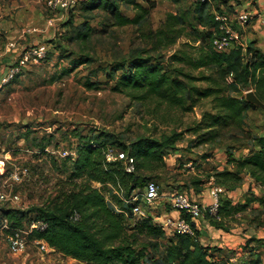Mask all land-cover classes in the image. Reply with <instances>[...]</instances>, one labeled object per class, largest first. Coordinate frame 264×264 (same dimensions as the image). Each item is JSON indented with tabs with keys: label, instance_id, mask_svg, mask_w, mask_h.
I'll return each mask as SVG.
<instances>
[{
	"label": "trees",
	"instance_id": "16d2710c",
	"mask_svg": "<svg viewBox=\"0 0 264 264\" xmlns=\"http://www.w3.org/2000/svg\"><path fill=\"white\" fill-rule=\"evenodd\" d=\"M228 1L190 0L186 7L169 12L163 26L156 28L152 36L164 48L173 46L179 38L185 40L182 47L172 51L167 59L131 55L115 59L104 67L113 91L138 100L183 106L184 102L192 104L200 97L210 98L212 110L202 111L197 127L189 131L193 134L199 132L201 141L204 138L214 140L222 127H228L227 130L233 131L234 143L238 145L225 153L227 166L216 169L208 178L214 176L216 184L223 186L228 194L241 186L246 176L261 189L260 194L253 192L254 196L250 198L246 192L242 202H233L227 193L222 194L215 213L203 211L204 219L226 232L241 224L240 215L246 213L250 203L259 202L262 209L258 213H264V135H255L247 149V144L239 143L245 132V113L257 107L246 100L243 91L251 87L264 101V51L255 40L248 41L245 49L234 46L218 52L213 48L212 39L219 33V20L215 13H231L233 7ZM122 5L131 7L134 14L126 15ZM154 6L153 0H83L69 9L66 21L62 23L70 32L68 38L79 40L85 47L95 32L89 17L102 13L103 32L125 25H136L141 29L149 23L150 10ZM75 7L86 14L78 24L72 20ZM192 49H195V56ZM93 60V55L86 52L71 62L77 66ZM183 64L196 69L206 68L210 72L194 75L184 71ZM196 80H204L207 85L201 88L192 83ZM84 84L88 88L96 87L95 82L89 79ZM189 108L190 105L185 107L186 110ZM200 130L204 131L200 133ZM91 131L94 132L93 129L87 133L76 127L72 129L77 138L74 152L66 149L68 153L60 158L59 165L69 170L68 181H62L53 197L25 210L11 206L0 208L2 221H7V227L3 228L6 234L15 229H26L31 221L40 219L46 224L45 228L29 231V239H44L51 251L84 264H234V257L226 253V247L201 241L200 230L183 211L181 216L190 222L193 234H167L148 209L144 217L138 218L133 214L134 205L142 201L143 189L153 176L151 171L165 165V153L173 147L175 138L140 136L127 143L112 133L96 135ZM103 135L105 139H99ZM20 137L26 140L27 149H36L42 156L48 154L43 137L35 143L29 140L27 133ZM113 145L132 158V170L127 169L129 162L124 158L107 159L108 147ZM194 181L199 184L200 179ZM93 182L110 185L107 189L110 199ZM74 213L77 218H74ZM163 238L167 239L166 242L162 241ZM253 251L255 249L251 248L252 256L241 264H264L261 254H253Z\"/></svg>",
	"mask_w": 264,
	"mask_h": 264
},
{
	"label": "rangeland",
	"instance_id": "374dc122",
	"mask_svg": "<svg viewBox=\"0 0 264 264\" xmlns=\"http://www.w3.org/2000/svg\"><path fill=\"white\" fill-rule=\"evenodd\" d=\"M153 1L155 6L150 10L149 23L141 29L136 25H125L111 27L107 32H103L102 13L98 12L94 17H89V23L95 28V32L89 37L85 47L79 40L68 38L70 32L62 22L66 21L69 10L63 13L64 16H61V12L53 14L46 9L44 0L41 2L43 17L29 28H45V19L49 16L54 18L53 25L38 34L40 41L47 44V55L38 63L22 67L18 77L16 75L6 81L8 86L0 89V153L5 157V167L10 170L25 165L30 169L29 174L21 181L5 182L0 177L1 189L20 195V200L16 203L0 202V208L11 206L25 210L33 205H41L58 192L62 181H68L69 170L62 164L61 167L59 165L60 158L68 153L65 150H74L77 138L74 137L72 129L75 127L82 129L83 133L93 129L91 134L96 135L109 132L127 143L140 136L175 138L173 147L165 153V165L151 171L153 176L150 181L159 186L160 197L147 209L156 220L168 215L169 210L173 209L169 203L171 194L186 191L187 195L191 196L202 193L210 186L208 176L216 171V165L220 164L217 160L219 153L224 154L238 145L234 143L233 131L227 130L228 127H222L220 135L214 140L204 138L201 141L199 132L193 134L189 131L197 127L202 111L212 110L210 98L200 97L192 104L189 101L184 102L183 106H171L155 100H138L125 93L113 91L110 88L112 82H107L105 76L104 67H108L115 59L131 55H152L156 59L165 60L172 51L182 47L185 38H179L173 46L164 48L152 33L156 28L163 26L169 12L186 7L190 0ZM144 4L146 5L145 2ZM77 7L72 10L74 24L86 17ZM121 9L128 16L134 14L131 7L122 5ZM149 29H152V32L149 33ZM244 34L242 30V40L247 45ZM86 52L93 55L94 60L73 66L71 60ZM191 52L193 56L196 55L195 49ZM182 67L184 71L194 75L210 72L209 69H196L187 64ZM87 79L95 82L96 87L85 86L84 81ZM192 83L201 88L207 85L204 80ZM249 90H252L251 87L245 89L243 95ZM189 105L191 108L186 110L185 107ZM243 127L245 132L239 143L247 144V149L249 144L252 145L255 135H264V108L257 105L250 112H246ZM203 131L200 130V133ZM24 133H27L29 140L34 143L43 137L42 142L46 144L48 154L42 156L36 149H27L26 140L20 137ZM105 137L99 136V139ZM108 150L118 158L129 159L127 153L121 152L115 145L108 147ZM189 161L193 162L191 166L188 165ZM198 179L199 184L194 181ZM212 181L216 183L214 176ZM245 182L247 183V180L244 178L242 185ZM93 184L109 195L107 189L110 185L103 186L96 182ZM200 188V191H196ZM244 190L249 198L254 196L253 192L259 193L250 183L244 184ZM240 193L239 190L236 191L234 199H241ZM108 198L110 199V195ZM139 203L142 204V201ZM111 204L113 205V202ZM259 209H262L259 202L250 203L246 213L240 215L241 224L229 231L231 237H234L233 240L230 237L221 242L229 243L230 247L225 245L226 253L234 257V264H241L249 259L252 256L251 248L255 249L253 254L260 253L264 260V213H258ZM254 218L255 220L250 222V219ZM210 230L207 236L200 238L203 242L211 244L222 240L217 231ZM166 240L162 239L163 242ZM6 244L5 240L0 241V251L4 256L1 264H20L22 256L27 258L26 261L33 257L37 261L35 264H84L51 250L41 254L32 244H28L26 252L12 255L7 253Z\"/></svg>",
	"mask_w": 264,
	"mask_h": 264
},
{
	"label": "built area",
	"instance_id": "2783aa9c",
	"mask_svg": "<svg viewBox=\"0 0 264 264\" xmlns=\"http://www.w3.org/2000/svg\"><path fill=\"white\" fill-rule=\"evenodd\" d=\"M83 0H44V4L48 12L59 13L64 16V12L68 11L76 3ZM215 18L219 20V33H217L212 39V46L218 52L227 51L234 46H239L242 49L246 48V42L242 40L240 30L234 26V20L237 19L241 24H245L252 18V15L247 12L236 13L233 16L230 13H215ZM259 21L264 28V7L258 12ZM54 18L49 16L45 19V28H49L53 25ZM45 28L42 26H36L28 29L32 33H41ZM48 51L47 44L44 41H39L38 43L28 45L23 48L20 56L7 68V73L4 76V81H8L17 75L22 67L28 64L38 63L40 60L46 57ZM112 153V156H111ZM121 156H124L123 153ZM107 159H114L117 156L113 155V152L107 151ZM4 158L0 155V177L4 179L5 182L11 181H21L24 177L29 174V167L22 165L19 167H14L10 170L6 169ZM127 169H133L132 158L128 159ZM192 161H189L188 165H192ZM213 177L210 180V186L208 187V193L211 197V202L206 205L201 203L199 200L188 196L186 192L184 193H173L170 195L169 203L172 205L173 209L177 210L179 214L166 215L159 219V225L167 231V234H172L173 232L189 233L193 234L192 226L190 222L181 216V212H185L189 215L191 221L195 222L197 219L202 218L203 211L208 210L211 213H215L220 203V196L222 194H228L223 186L214 183ZM159 186L153 182L149 181L143 189L142 193V204L136 203L133 207V214L140 218L147 215V208L150 207L154 202L158 200ZM20 200V195L18 193H8L4 189L0 188V202L12 201L18 202ZM74 218H77V214L74 213ZM45 223L42 220H33L27 226L26 229H15L14 231L7 233L6 237L9 244V250L14 254H19L26 252L28 244H32L37 247L38 251L43 254L51 250L49 245L44 239L33 238L29 239L28 233L32 229L43 230L45 228ZM1 229L7 227V221L4 219L2 221Z\"/></svg>",
	"mask_w": 264,
	"mask_h": 264
},
{
	"label": "crops",
	"instance_id": "0c3cea01",
	"mask_svg": "<svg viewBox=\"0 0 264 264\" xmlns=\"http://www.w3.org/2000/svg\"><path fill=\"white\" fill-rule=\"evenodd\" d=\"M41 2L43 3V0H0V89H4L6 86H8V84H6V81L3 80L5 74L7 73L8 66H10L20 56L24 47L38 43L40 41L38 33L35 34L29 32L28 29H30L29 27L31 24L36 23L41 17H43V8ZM228 4H231V6L233 7L232 12L230 13L233 16H235L236 13L241 12H247L252 15V18L245 24H241L237 19H235L234 25L240 30L241 36L243 30L245 32L244 35H246L245 39L247 41L255 40L256 45L264 51V28L262 27L258 18V12L261 11V9L264 7V0H229ZM0 155H2V153H0ZM217 158L220 164L216 165V169L220 170L224 166H227V163L225 161V153H219V157ZM187 172H189V170ZM211 177L213 176H210L208 178L209 183ZM245 179L247 180V183L245 182L244 184H252L253 188L259 190V193L257 194L261 193L260 187L256 186L252 182V179L250 177L246 176ZM244 184L235 189L236 191L239 190L241 192V199H234L233 195L234 193H236L235 190L229 192L228 195L232 198L233 202L244 201L246 193V191L244 190ZM191 197L199 200L201 203H204L206 205L211 202L208 188L205 189L202 193L198 192L195 195L192 194ZM167 214L177 216L179 212L175 209H170ZM1 221L2 217L0 214V222ZM155 221L158 220L155 219ZM195 225L201 232L200 238H202V236L204 235L207 236V233L211 231L210 229H214L222 236V240L211 243V245L223 247H226L225 245H227L228 247H230L229 243H221L230 239L232 235L229 234V232L215 228L203 217L197 219L195 221ZM238 233L244 235L241 231H238ZM233 238L234 237H231V240H233ZM1 240H5L7 242V253L10 252L12 255H17L9 250L6 233L0 227V241ZM3 260L4 256L0 251V264L1 262H3ZM26 260L27 258L25 256H22L20 264H27L26 262H28V264H35L37 262L33 259V257H30L28 261Z\"/></svg>",
	"mask_w": 264,
	"mask_h": 264
},
{
	"label": "water",
	"instance_id": "95a60500",
	"mask_svg": "<svg viewBox=\"0 0 264 264\" xmlns=\"http://www.w3.org/2000/svg\"><path fill=\"white\" fill-rule=\"evenodd\" d=\"M245 98L249 102L255 103L264 108V102L261 101L252 90L246 92Z\"/></svg>",
	"mask_w": 264,
	"mask_h": 264
}]
</instances>
